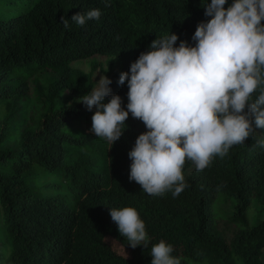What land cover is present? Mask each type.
<instances>
[{
	"label": "trees",
	"instance_id": "16d2710c",
	"mask_svg": "<svg viewBox=\"0 0 264 264\" xmlns=\"http://www.w3.org/2000/svg\"><path fill=\"white\" fill-rule=\"evenodd\" d=\"M206 3L210 0H0V264H150L151 247L160 240L173 246L171 255L181 264H264V148L256 144L264 129L256 128V136L223 157L214 156L202 171L186 160L184 190L175 197L172 191L153 196L129 179V152L147 131L143 122L129 113L122 136L111 145L86 124L85 114L95 107L83 111L78 100L95 87L99 68L112 81L105 103L119 95L126 109L129 89L127 81L117 83L121 72L163 35L176 33L175 46L181 40L194 46L198 23L211 18ZM92 9H100L99 20L83 27L71 21ZM11 10L17 12L4 16ZM81 59L91 60L88 70L71 65ZM14 71L22 74L18 80ZM45 71L51 72L46 88L34 76ZM30 77L40 113L27 115L10 138L25 110L21 103L29 99ZM45 170L60 173L65 188L28 183L30 175L38 178ZM53 188L61 193L50 194ZM220 196L232 205L217 219L213 202ZM123 207L138 211L147 247L133 249L120 235L110 209Z\"/></svg>",
	"mask_w": 264,
	"mask_h": 264
},
{
	"label": "clouds",
	"instance_id": "9594fccd",
	"mask_svg": "<svg viewBox=\"0 0 264 264\" xmlns=\"http://www.w3.org/2000/svg\"><path fill=\"white\" fill-rule=\"evenodd\" d=\"M226 2L204 4L211 18L198 23L194 46L184 40L175 46L176 33L163 35L121 72L117 83L127 81L129 89L126 109L119 95L105 103L112 91L106 75L78 99L89 111L95 107L90 130L111 145L122 136L129 113L143 122L147 131L129 152V179L150 195L172 191L178 196L187 186L186 160L202 171L214 156L223 157L233 145L256 136V128L264 129V0H234L225 8ZM100 17V9H92L71 21L83 27ZM61 20L70 27L68 19ZM256 144L264 148V137ZM110 216L133 249L148 246L135 208H111ZM173 251L160 240L151 247L150 264H181Z\"/></svg>",
	"mask_w": 264,
	"mask_h": 264
},
{
	"label": "rangeland",
	"instance_id": "374dc122",
	"mask_svg": "<svg viewBox=\"0 0 264 264\" xmlns=\"http://www.w3.org/2000/svg\"><path fill=\"white\" fill-rule=\"evenodd\" d=\"M17 10H11V11H5L4 12V16H8L10 14H13V13H16ZM96 60H102L103 58H101L100 56L96 57L95 58ZM90 59H81V60H75L71 63L72 66L74 67H79V68H82L83 70H88L89 67H90ZM106 69V67H104ZM118 68V66H114L112 71L116 70ZM107 70V69H106ZM110 73H111V70H110ZM47 74H51V72L49 71H45L43 72L42 74H39V75H34L35 76V80L38 82V84H40L42 87L46 88L45 86H48V81H46V75ZM54 74V73H52ZM101 75H105L104 72L101 73V71L99 70V68H96L95 69V72H94V80L96 81V84H97V81L99 80L100 76ZM13 80H18L22 74L18 73V71H14L13 74ZM32 77H30L28 79L29 81V85L31 86V90H30V93H29V99L31 98L32 100L30 101L28 99V101H22V106L23 108L25 109L24 112L22 113H19L18 116H17V120L15 122V124L13 125L12 127V135L10 138H15L18 134H19V130L21 129L22 125L24 124V119L27 117V115H30L32 112H36V113H40V110L38 111V106L36 105V100L34 98V94L32 92ZM96 87V85H95ZM63 97L61 98V101L63 104H66L69 102V96H66V93L63 91L61 92ZM61 103V104H62ZM26 105V107H25ZM83 111H87V112H91L89 111L88 109H84ZM86 115V119H87V123L86 124H91L92 123V115L91 113L89 114H85ZM80 127V126H79ZM6 141V140H5ZM0 147H4V145L2 144ZM49 171H40L38 174H40L38 178L34 177L33 175H30L28 177V183L30 185H34L36 187H40L38 185H43L47 182H52V183H55L57 185H59L62 190L63 188H65V184H64V179H63V176L58 173L57 175H52L50 173H48ZM43 193L47 194L48 192L46 190H43ZM50 194H57V193H61V190H56L55 188L53 189H50ZM231 205H232V201L230 200H226L225 198L223 197H218L216 200H214L213 202V211H214V214H215V218H222L225 216V214H228L230 211H231ZM249 211V215L252 216L253 215V208H249L248 209ZM253 218H251L252 220ZM0 247L2 249L3 246L0 245ZM264 254V249H263V252ZM203 264H206V263H203Z\"/></svg>",
	"mask_w": 264,
	"mask_h": 264
}]
</instances>
